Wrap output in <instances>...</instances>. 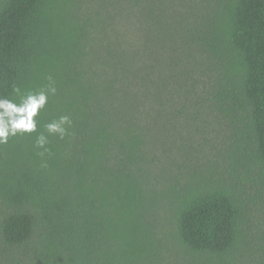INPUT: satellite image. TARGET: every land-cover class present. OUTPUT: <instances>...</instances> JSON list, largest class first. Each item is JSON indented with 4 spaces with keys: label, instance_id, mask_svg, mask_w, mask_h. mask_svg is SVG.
<instances>
[{
    "label": "trees",
    "instance_id": "trees-1",
    "mask_svg": "<svg viewBox=\"0 0 264 264\" xmlns=\"http://www.w3.org/2000/svg\"><path fill=\"white\" fill-rule=\"evenodd\" d=\"M102 1L109 18L90 30L79 0H0V97L19 103L13 84L39 91L49 76L57 89L37 132L0 145V233L8 246L36 244L49 264H127L143 251V163L159 119L167 128L210 102L231 130L229 158L264 170V0ZM201 83L209 89L186 102ZM61 115L72 121L64 139L44 128ZM238 186L178 197V238L191 252L225 260L250 233Z\"/></svg>",
    "mask_w": 264,
    "mask_h": 264
},
{
    "label": "rangeland",
    "instance_id": "rangeland-1",
    "mask_svg": "<svg viewBox=\"0 0 264 264\" xmlns=\"http://www.w3.org/2000/svg\"><path fill=\"white\" fill-rule=\"evenodd\" d=\"M107 7L102 0H79L76 17L81 23L86 22V29L95 30L99 23L101 27L106 24L110 11ZM115 21L116 28L124 31V15L116 13ZM194 52L191 50L189 56L193 57ZM189 59H185L186 64L191 61ZM209 87L199 84L186 102L196 103ZM159 96L161 101L165 98L161 92ZM199 110L200 114H191L187 119L175 116L167 128L159 119V125L151 132L149 159L143 163L148 194L143 219L147 229L143 238L145 246L127 264H264V170L245 172L241 159L239 162L230 159L232 133L228 124L210 102L204 103ZM156 118L154 114L150 119ZM233 178L239 183L236 190L246 202L250 233L225 260L191 252L178 238V197L189 187L208 188L225 179L234 181ZM1 219L0 207V222ZM31 246H8L0 233V264H49L36 244Z\"/></svg>",
    "mask_w": 264,
    "mask_h": 264
},
{
    "label": "clouds",
    "instance_id": "clouds-1",
    "mask_svg": "<svg viewBox=\"0 0 264 264\" xmlns=\"http://www.w3.org/2000/svg\"><path fill=\"white\" fill-rule=\"evenodd\" d=\"M48 81L45 88L27 93L13 84L12 91L19 96V103L13 99L0 97V145L8 144L10 137L37 132V117L47 105L49 96H54L57 91L51 76L48 77ZM71 124L72 121L68 115H61L58 119L45 124L44 128L49 135H58L60 139H64L69 134ZM48 142V136L44 133L36 137V147L43 149L39 153L41 157L50 152V149L46 147ZM41 167H47L46 161L41 164Z\"/></svg>",
    "mask_w": 264,
    "mask_h": 264
}]
</instances>
